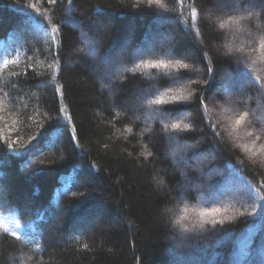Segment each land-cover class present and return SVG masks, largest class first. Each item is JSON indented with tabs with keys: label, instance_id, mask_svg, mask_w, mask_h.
I'll return each instance as SVG.
<instances>
[{
	"label": "trees",
	"instance_id": "trees-1",
	"mask_svg": "<svg viewBox=\"0 0 264 264\" xmlns=\"http://www.w3.org/2000/svg\"><path fill=\"white\" fill-rule=\"evenodd\" d=\"M194 6L0 0V215L20 229L0 227V264H264V30L220 29L241 14L223 6L193 20ZM156 60L188 68L143 67ZM208 68L214 90L252 82L233 109L198 103ZM181 73L192 79L161 86ZM175 95L188 100L171 115L148 104ZM208 168L206 190L168 195ZM250 190L255 205L241 202Z\"/></svg>",
	"mask_w": 264,
	"mask_h": 264
},
{
	"label": "snow or ice",
	"instance_id": "snow-or-ice-1",
	"mask_svg": "<svg viewBox=\"0 0 264 264\" xmlns=\"http://www.w3.org/2000/svg\"><path fill=\"white\" fill-rule=\"evenodd\" d=\"M57 2V0H50V3L55 4ZM73 2V0H69V5H71ZM155 2V0H149V3H153ZM194 2V7L193 10L191 12V16L193 18V20L196 19L197 17V11H196V6H198L200 8L201 13H203V11L205 10V8L207 6H214V7H225V8H229V9H235L238 10L241 14L237 15V16H230L228 19L223 20L219 23V28L223 29L226 26H228L229 24L232 25H236L238 30H239V26L241 25L242 22H246L244 23V28L246 30H248L249 33V37L251 38V34L253 30H264V0H193ZM259 8V15H257L256 13V9ZM67 11V10H66ZM58 31L56 26L52 27V32L56 33ZM211 31V30H210ZM211 34L213 36H215L217 39L219 38L220 33H215L214 31H211ZM170 47V46H169ZM260 48L264 49V37L261 38L260 41ZM237 51H240L239 49H237ZM239 59V58H237ZM4 66H7L9 64L8 60H4L3 61ZM53 67H55V65H53ZM137 67H140V65H137ZM143 67L145 69H157V70H164L165 75L169 76L171 75L172 71H177V70H181V69H187L188 68V64L181 62L180 60H176L175 62L169 60L167 62L163 61V60H156L155 62H145L143 64ZM206 72L208 75L212 76L213 78V83L211 88L207 87L206 91H205V95L199 99L198 103L200 104H204V105H208L211 104L213 106L216 105L217 100H220L222 103H230V104H234V103H239V101L234 100V96H240L242 95V93L244 92V90L247 87L252 86V82L251 81H243V82H236L231 89H216L214 90V81H215V69L214 68H208L206 69ZM192 79L191 76L185 77V75L183 73H181L180 75H177L175 77H173L170 81L165 80L162 81L161 86H166L168 84H175L178 83L179 81L183 80V79ZM104 80V84L108 83V78L107 76H105L103 78ZM206 84L209 83L206 81ZM102 89L104 87V85L101 86ZM59 91V90H56ZM211 91L212 95H208V92ZM256 91H261V89L257 88ZM188 97L186 96H182V95H175L172 96L170 98L169 101H165L162 98H155V99H151L148 100V104L149 106L155 105V106H161L160 107V111L162 114L167 113L169 115H171L174 111L173 109H180L181 108H170V107H164V105L166 103H170L173 105H182L183 102L187 101ZM249 113L247 111H243L240 112V114L235 118L234 122H233V129L240 127L241 125H243L245 123V121L248 119ZM163 118V115L162 117ZM59 120V117L57 118ZM253 125H255L256 127H260L259 123L257 121H252L251 122ZM208 127H214L211 124L208 125ZM187 128V125H185V129ZM171 130L173 131H183L184 129H181V125L179 123H173L171 125ZM216 128L214 127V132L213 134H215L216 132ZM75 131V129H74ZM59 134V129L57 130V133ZM248 136H253L252 132H248ZM77 137L75 135L72 136V140H76ZM180 139V138H177ZM261 139V136H256L255 140L253 141V143H255V141H259ZM261 150L264 151V144L261 145ZM199 153L198 152H193L192 156H198ZM191 159V157L189 158ZM211 168L205 169L203 172L200 173L199 176L193 177L191 178L187 183L185 184H181L176 186L175 188H172L169 190L168 195H172L175 198L179 199L182 195L191 194V191L196 188L197 186L202 187L204 190H206V188L208 187V185L212 182L209 181L207 184L203 183L204 181V177L211 171ZM217 175H219V173H217ZM158 183H163V181H157ZM3 196V189L0 188V197ZM240 198H241V202L243 204H251V205H255L257 203L256 198L254 197V194L251 192V190L249 191V193H241L240 194ZM261 200H264V197L260 198ZM253 211H255L253 209ZM201 215H208V213H201ZM251 215V214H250ZM186 217L184 215H181L177 220H176V224H180L181 221H183ZM213 226L215 225V223H222V222H212ZM184 231L186 232L187 229H184ZM175 240H176V245L177 247H183V245L185 244V238L181 235L175 234L173 233Z\"/></svg>",
	"mask_w": 264,
	"mask_h": 264
},
{
	"label": "rangeland",
	"instance_id": "rangeland-1",
	"mask_svg": "<svg viewBox=\"0 0 264 264\" xmlns=\"http://www.w3.org/2000/svg\"><path fill=\"white\" fill-rule=\"evenodd\" d=\"M216 13H218V12H216ZM222 13V11L220 12V13H218V15L220 14V15H223V14H221ZM210 16H213V14H209V15H206L205 13H204V18H206V19H208V20H210ZM222 19V18H221ZM223 21V20H222ZM158 40L157 39H155V42H157ZM239 42V41H238ZM95 60V59H94ZM117 73H118V71H117ZM108 82L110 83L111 82V80H108ZM108 84V83H107ZM232 86H233V84L231 85L230 84V86H228V89H231L232 88ZM234 99H235V96L233 97ZM226 105H228L231 109H233L234 108V104H230V103H225ZM233 122H234V120H233ZM244 125H246V123H244L243 125H241L240 127H238V128H242V127H244ZM198 164H201V165H204L201 161H198ZM0 227H2V228H4L5 230H7L9 233H11L12 235H14V236H19L20 235V229H19V227H18V225H17V223H16V221H15V219L12 217V216H2V215H0Z\"/></svg>",
	"mask_w": 264,
	"mask_h": 264
}]
</instances>
